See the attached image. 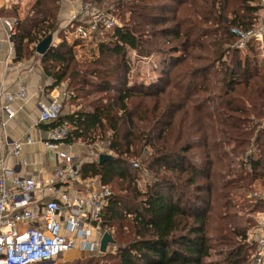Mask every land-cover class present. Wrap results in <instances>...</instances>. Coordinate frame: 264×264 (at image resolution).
I'll return each mask as SVG.
<instances>
[{
  "label": "trees",
  "instance_id": "16d2710c",
  "mask_svg": "<svg viewBox=\"0 0 264 264\" xmlns=\"http://www.w3.org/2000/svg\"><path fill=\"white\" fill-rule=\"evenodd\" d=\"M108 2L105 10L127 16L90 39L62 27V0H34L15 14L11 35L14 58L22 60L57 34L41 66L76 109L62 113L60 105L49 126L67 121L65 144L98 140L112 152L79 169L108 187L117 180L95 223L115 247L103 256L109 264H250L255 245L246 241L247 225L264 212V196L253 187L264 189V40L239 49L230 29L255 28L260 0ZM126 48L139 57L164 53L171 62L154 85H129ZM140 166L150 172L143 188L136 186ZM235 198L248 203L245 224ZM218 246L228 249L206 260Z\"/></svg>",
  "mask_w": 264,
  "mask_h": 264
},
{
  "label": "built area",
  "instance_id": "2783aa9c",
  "mask_svg": "<svg viewBox=\"0 0 264 264\" xmlns=\"http://www.w3.org/2000/svg\"><path fill=\"white\" fill-rule=\"evenodd\" d=\"M62 1L70 7L69 16L62 19V27L71 25L73 28L69 33L75 38L90 39L101 29H109L116 24L114 15L100 9L93 1ZM260 1L264 6V0ZM230 32L236 37L233 43L236 48L244 47L248 39L259 36L255 28L242 30L232 27ZM14 33L15 29L12 28L9 35ZM25 93L23 84L12 90L0 81V134L3 117H14L9 102L24 99ZM59 114L60 103L56 98L39 104L40 122L52 123ZM70 128V123L63 121L50 129L45 145L55 150L56 165L43 181L33 174H14L4 166L0 152V264L48 263L75 247L77 241L82 248L90 251L98 249L97 242L87 240V235L93 224L99 221L111 190L93 179L83 181L84 188L81 190L72 188L81 175L74 156L58 149ZM26 142H30L29 137ZM21 145V141L11 142L10 152L13 156L20 153ZM35 192H48L53 197L35 206L32 203ZM261 215L256 225L247 231V237L251 238L248 242L255 245L250 264H264V214Z\"/></svg>",
  "mask_w": 264,
  "mask_h": 264
},
{
  "label": "crops",
  "instance_id": "0c3cea01",
  "mask_svg": "<svg viewBox=\"0 0 264 264\" xmlns=\"http://www.w3.org/2000/svg\"><path fill=\"white\" fill-rule=\"evenodd\" d=\"M33 1L0 0V81L5 87L11 88L12 90L18 89L20 84H23L26 92L24 99H14L9 102L14 111V117L11 119L3 117L2 132L0 134V152L4 159V166L14 174L20 176L33 174L35 176L37 175L38 179L43 181L53 171L56 163L54 158L55 150L49 149L45 145V142L49 139L51 127L49 123H43L38 120L39 104L56 98L61 104L62 113L71 112L76 109V106L72 101L64 99L62 93L63 85L51 87L52 78L43 72L40 62L41 54L35 52L31 57L22 60H15L14 58L13 43L9 35L10 30L12 28L15 29L16 15L19 17L23 16L25 12L23 11L24 6L26 4L31 5ZM260 5L262 6L261 1ZM62 7L63 16L60 17L61 9L58 14L61 22L70 13V7L67 2H63ZM255 29L259 31V36L253 40L262 44L264 40V6L257 12ZM262 51L264 52V50ZM169 57L171 62V56ZM43 125H47V128H44ZM27 137L30 138V142H26ZM13 141L22 142L20 153L17 156H13L10 152L11 142ZM76 145H78V142H73L68 145L62 143L58 149L70 154L85 151L83 147H76ZM90 160L93 161L92 159ZM90 160H85L80 163L75 162L78 167V172L81 165L85 162H91ZM87 179H93L94 182L100 183L95 177L84 178L79 176V180L72 188L74 190L83 189V181ZM51 197L53 195L48 192L44 194L43 192H35L32 203L35 206H39L43 201ZM93 227H91L90 233L87 235V240L97 242V251L100 252V238L106 230H99L95 223ZM109 245L114 246L112 243H108L106 250L101 252L102 255L109 252L111 248ZM94 255L90 250L80 247L79 241H77L75 247L62 253L55 260L44 264H86V261Z\"/></svg>",
  "mask_w": 264,
  "mask_h": 264
},
{
  "label": "rangeland",
  "instance_id": "374dc122",
  "mask_svg": "<svg viewBox=\"0 0 264 264\" xmlns=\"http://www.w3.org/2000/svg\"><path fill=\"white\" fill-rule=\"evenodd\" d=\"M108 3H109L108 0H102L101 3L98 2V4L96 3V5L100 9H106L107 8L106 6L108 5ZM29 7H30V5L26 4L24 6L23 11H26ZM118 12H121L120 8H118L116 10V13L114 15L116 24L122 22V17L127 16V14H118ZM62 16H63V7L61 8V12H60V17H62ZM57 42H58L57 34L53 33L52 44H56ZM82 51L83 50L81 48L76 47V53L78 55H80L82 53ZM180 53L181 52L173 53V56L176 57ZM125 54H126V57L128 59H130V61H131V67L126 74L127 84H129V85L139 84V83L145 84V85H154L155 83H157L158 79L163 75L164 70L168 68L169 62H170V59H166V56L164 53H154V54H149L147 56L139 57L137 52L134 49L126 48ZM198 79H197V81H198ZM63 88H64V85H63ZM75 142H78V145H76V147H80V148L83 147L85 149V151L78 152V153H72V155H74V162L80 163L82 161L90 160V159H92L94 161L98 158V155H97L98 153H107L109 155H112V152L109 150H106L104 145L98 140H96L94 142H88V140H86V139H79ZM85 158H87V159H85ZM131 161H133V164H132L133 167L137 166V164L140 165V158H136V159L131 160ZM134 161L137 163L136 165H134L135 164ZM135 173L137 176L136 177V186L138 188H143L144 184L150 180V172L148 170H146L144 168V166H142V167L140 166V169L135 170ZM116 181L117 180H115L110 185L111 187L109 186L112 189V191L114 190V192H115V190L118 191V187L115 184ZM253 187L255 189V194L257 196H260V197L264 196V189L260 183H257V182L254 183ZM239 201H240V199L239 200L237 198L234 199V203H236V204L234 205L233 209L237 212V214L239 215V218H241V220H242L245 217L246 218L249 217L248 212H247L248 207H246V204H248V203L242 202L243 203L242 204V203H239ZM261 214H264V212H257L254 215L255 216L254 217L255 225L257 223L258 218L260 219V217H262ZM242 223L245 224L243 222V220H242ZM247 227L249 229L252 228L251 225H247ZM97 235H99V234L97 233ZM249 240L251 241L250 236L246 238V241H249ZM110 247L111 248H110L109 252H107V253H112L115 251L114 246H110ZM227 249H228V247H226V246L216 247L214 250H212L210 256L206 260L218 259L220 256H222L226 252ZM91 252L95 254L94 256L90 257V258H92L91 264H109V263H111V260L107 256H103L104 254L102 255L101 252H98L97 250L91 251ZM253 252H255V248H254Z\"/></svg>",
  "mask_w": 264,
  "mask_h": 264
},
{
  "label": "water",
  "instance_id": "95a60500",
  "mask_svg": "<svg viewBox=\"0 0 264 264\" xmlns=\"http://www.w3.org/2000/svg\"><path fill=\"white\" fill-rule=\"evenodd\" d=\"M52 41H53V35L52 34H48L46 37H44L42 40H40L36 46H35V50L38 54H43L51 45H52ZM111 157V155L107 154V153H100L98 155V161L101 162L105 159H109ZM113 240L111 238V236L109 235L108 232H103L102 236L100 238V242H99V250L100 252H104L107 248V244L108 243H112Z\"/></svg>",
  "mask_w": 264,
  "mask_h": 264
}]
</instances>
